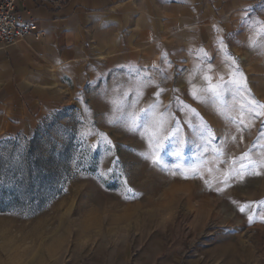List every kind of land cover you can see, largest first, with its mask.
<instances>
[{"label":"rangeland","instance_id":"374dc122","mask_svg":"<svg viewBox=\"0 0 264 264\" xmlns=\"http://www.w3.org/2000/svg\"><path fill=\"white\" fill-rule=\"evenodd\" d=\"M87 50L0 137V264H264V0Z\"/></svg>","mask_w":264,"mask_h":264},{"label":"crops","instance_id":"0c3cea01","mask_svg":"<svg viewBox=\"0 0 264 264\" xmlns=\"http://www.w3.org/2000/svg\"><path fill=\"white\" fill-rule=\"evenodd\" d=\"M255 1L21 0L19 11L44 35L0 48V137L19 132L56 81L83 69L87 47L110 54L122 39L133 49H148L179 25L223 23Z\"/></svg>","mask_w":264,"mask_h":264},{"label":"built area","instance_id":"2783aa9c","mask_svg":"<svg viewBox=\"0 0 264 264\" xmlns=\"http://www.w3.org/2000/svg\"><path fill=\"white\" fill-rule=\"evenodd\" d=\"M21 0H0V48H8L26 36L40 40L44 33L34 21L25 19L18 9Z\"/></svg>","mask_w":264,"mask_h":264},{"label":"snow or ice","instance_id":"6c2138e0","mask_svg":"<svg viewBox=\"0 0 264 264\" xmlns=\"http://www.w3.org/2000/svg\"><path fill=\"white\" fill-rule=\"evenodd\" d=\"M244 209L243 208H241V211H243Z\"/></svg>","mask_w":264,"mask_h":264}]
</instances>
